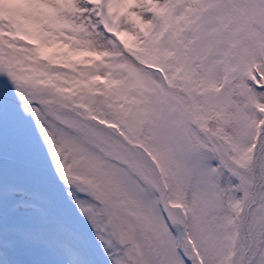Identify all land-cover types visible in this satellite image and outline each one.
I'll return each mask as SVG.
<instances>
[{
  "label": "snow or ice",
  "instance_id": "6c2138e0",
  "mask_svg": "<svg viewBox=\"0 0 264 264\" xmlns=\"http://www.w3.org/2000/svg\"><path fill=\"white\" fill-rule=\"evenodd\" d=\"M0 264H264V0H0Z\"/></svg>",
  "mask_w": 264,
  "mask_h": 264
}]
</instances>
